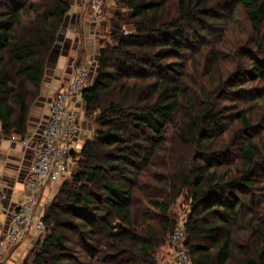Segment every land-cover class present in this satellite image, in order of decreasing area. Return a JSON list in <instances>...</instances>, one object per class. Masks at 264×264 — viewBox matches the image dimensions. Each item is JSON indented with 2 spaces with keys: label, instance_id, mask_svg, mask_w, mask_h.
<instances>
[{
  "label": "trees",
  "instance_id": "1",
  "mask_svg": "<svg viewBox=\"0 0 264 264\" xmlns=\"http://www.w3.org/2000/svg\"><path fill=\"white\" fill-rule=\"evenodd\" d=\"M110 1L129 12L126 20L119 14L112 19L130 30L99 50L97 77L82 105L84 117L96 115L93 134L72 153L74 171L42 210L46 236L37 241L30 264H157L156 248L163 242L141 218L150 214L134 211L132 193L143 166L169 157L168 134L187 154L175 160L172 183L165 162L156 164L161 174H148L156 188L176 189L175 196L163 197L160 188L163 200L146 202L158 212L161 229L170 238L177 219L166 215L184 191L190 264H264V200L246 196L255 189V168L264 164L253 140L263 129L264 113L250 114L253 101L221 104L232 94L238 100L264 97V55H259L264 0ZM235 5L243 9L251 34L235 51L240 62L234 70L198 36L217 33L218 25L223 32ZM68 11L62 0H0L1 135L26 138L46 61ZM219 77L222 84L211 88ZM247 83L260 86L246 90ZM109 94L116 100H108ZM232 142L241 164L234 168ZM74 227L81 240L74 244L87 254L85 262L63 249L70 241L65 230Z\"/></svg>",
  "mask_w": 264,
  "mask_h": 264
},
{
  "label": "rangeland",
  "instance_id": "2",
  "mask_svg": "<svg viewBox=\"0 0 264 264\" xmlns=\"http://www.w3.org/2000/svg\"><path fill=\"white\" fill-rule=\"evenodd\" d=\"M121 10H124L125 12L123 13V20L128 19L129 15L127 13V10L122 9L120 7H117L116 5H114L112 3V1L110 0H106L103 9H102V13H101V21L95 25V32L92 33V35L94 36V38L92 40L96 41V46H99L98 49L97 48H93L91 50H93L92 52H89V58L84 59L81 61L80 64H76L75 62V58L80 59V57L83 56V53H81L83 50L82 48H80V53L77 54V57H75L74 59H72L71 53L74 49H76V47L72 44L71 42L65 37H62V41L63 42H59V47L58 49H55V54H53V57H49V60L47 59L46 61V67H48V69L45 71L46 72V76H52L53 74H50V69L51 67H53L56 63L59 62V60L61 59V56H63L64 54L69 55L70 54V58H68V64H66V68H64L59 74V81L64 83V85L70 80L71 75L73 74L72 72L75 69L78 68H83V67H88L90 69V79H89V85H92L95 78L97 77V72H98V65L100 63V58H99V50L101 48V46L104 44H114V42L118 41V38H122V36L128 32L130 30L129 27H126L125 25H123L122 23H115L114 24H110L109 19L112 18V13L113 14H117V13H121ZM230 15V20L231 21H226V26L224 31L222 32L221 29V25L219 27V29H217V33H206V34H199V41H203L205 40L207 42L206 49L207 51H209L210 47H214L216 48L215 51H218V57H220V60L222 59L223 63L225 64V67L227 69H234L236 68V64L237 61L240 62V58L236 55L235 56V51L242 47V41L245 40V38H247L251 32L250 29L248 28V25L246 23V19H245V13L243 11L242 8L238 7L237 5H235L233 7V9L231 10V12L229 13ZM71 19H75L74 14L71 16ZM78 22V15H76V22H74V26L76 25V23ZM69 24L68 22L65 23V28L68 27ZM91 26V25H90ZM70 27V26H69ZM93 27V26H92ZM221 27V28H220ZM63 28H64V23H63ZM104 30V31H103ZM103 31V32H102ZM260 37L262 40L261 43V50L259 51V55L263 56L264 55V24L262 25L261 31H260ZM231 43H233L234 46H230ZM204 44V43H202ZM78 46H80V44H78ZM234 50V51H233ZM233 51V53H232ZM74 56V55H72ZM229 59H231V61H229ZM226 60V61H225ZM76 65V66H75ZM223 66V65H222ZM220 68V67H219ZM223 68H220V74L225 75V73L223 72ZM56 74V73H54ZM57 77V76H56ZM223 77H219L216 78V81H213V83H215L214 85H212L211 88H215L216 85H218L219 83L222 84V82H220L221 80H224ZM223 78V79H222ZM244 79V78H243ZM212 83V81L210 82ZM205 85L206 88H208V84L203 83ZM260 86V83L258 84H248L246 85V90L247 87H250V90L253 88H256ZM110 97H108V100H116L113 98V96L111 97V94H109ZM250 98H252V96L248 95L245 97V99H241L238 100L236 99V97H234V95H230V97L225 96L224 99H222L221 104L225 107V108H229L232 106H243L246 105V101H253L251 104V106H247L249 107V109L252 111L250 112L253 113L255 116H259L261 117L262 114L264 113V97L262 99H253L250 100ZM37 101V100H36ZM36 103V102H35ZM34 103V104H35ZM33 104V106H34ZM126 106V105H125ZM83 113V112H82ZM38 114V111L35 110L34 108L31 111L30 114V118L29 121L34 118L36 115ZM33 115V116H32ZM87 115V114H86ZM95 113H90L87 116L84 117L85 121L87 123H89L90 125H93V118H95ZM261 121V125H262V130H260L259 132L256 133V137L254 142L258 147L259 153L261 155L262 158H264V121ZM40 122V121H39ZM39 122L37 124V126L39 125ZM256 120H253L251 122V125L255 126ZM223 124V123H221ZM239 127V125H238ZM93 128V127H92ZM92 133H91V137L93 134V129ZM86 130H84V135H86ZM168 136L170 137L169 139L171 140L170 145L166 146V149L168 151L169 157L164 158V160H158L156 158L152 159V164L148 165V166H143L139 171V179H138V185L137 187L134 188L133 193H132V197L135 200L133 207H134V211L136 210H140L142 213L144 212H148L147 214H150V216L148 217H141L144 218L147 221V226L149 227V229H151V232H154L156 236V238L160 239L163 244L160 245L159 247L156 248V253H155V257L157 260V264H170L171 261L173 260V253L171 250L170 246V242H169V237H168V231H164L161 229V219L157 216V211L155 209H153V207L148 206L146 204L147 201L152 200L153 202H159L162 201L163 199H159L161 197V193H160V188L162 189L163 192V197L168 195V197L170 196H175L176 194V189H171L168 188L167 186L165 187H160V185H158L159 187L156 188L155 185H157L156 183L152 182L150 178H148V174L150 172H152V174L158 173L161 174L163 171L161 169H157L156 168V164H163L164 162L167 163V170L164 173L165 176L167 177V181L168 184L172 183L171 180V172L172 170H174L173 168L176 166L175 164V160H177L178 158H180L181 156H183L184 154H187V150L186 149H182V147L175 142V139L173 140L170 134H168ZM6 136L1 135L0 139H5ZM7 139L9 137H6ZM223 140L228 144L231 141V137L228 134H225L223 137ZM232 155L231 158L232 160L235 162L234 165H232V168H234L235 166H241L240 164V160L238 159V146L232 142ZM8 146H11V144L8 143ZM174 147L178 150L177 152H173L172 150L174 149ZM79 152V150H78ZM77 152V153H78ZM187 157V156H185ZM155 161V162H154ZM187 162V161H186ZM74 164L71 166L70 168V173L72 171H74ZM155 166V167H152ZM256 171H258L256 173V175L254 176V181H255V189H253L250 192H247L246 196L248 198V200H253L256 202H262L264 200V164H262L261 167L258 166V168H255ZM71 175V174H70ZM70 175H68L65 179H61L59 180L57 183L51 185L48 187V191H47V197L45 198V201L41 202L44 206L43 208H45L47 205L51 204L53 202L54 196L58 193L57 191L59 190V188L61 187L62 183L64 181H67L70 178ZM152 177L155 178V175H153ZM149 179V180H148ZM146 184V185H144ZM155 184V185H154ZM140 186L142 188L143 191H140ZM186 195L184 193V191H182V193H180L174 200V202L171 201V206H170V210L169 213H167L166 216H169L170 218L174 215L175 218L177 219V223H176V227L179 226L180 224L184 223L185 218L187 217L186 215L189 212V207L187 204V199H186ZM38 202V207H41L42 204ZM264 206V205H263ZM42 208V210H43ZM169 214V215H168ZM32 221H33V217L31 216ZM43 229L41 231L40 228L35 229L33 227L30 228L29 232L21 239L20 242L17 243H12L9 242L7 243V246L5 248L4 254H3V258L8 260L9 262H11V264H23V262H27L26 264H30L33 261V258L35 256V253L38 252L39 250V245H37V241H41L43 240V238H45V230H44V225L41 222ZM9 229V228H8ZM8 229H6V231L8 232ZM79 230H76V227L73 228H67L65 230V237L70 240L67 243H65V247L63 249H65V254L67 255H73L74 258L79 259L81 262H85L84 258L86 257V253L83 252V250L79 247L76 246V244H74L76 242H81L80 237H79ZM12 244V245H11ZM54 250V249H52ZM27 259V261H26ZM121 259V258H120ZM119 259V261H120ZM122 259H125V256L122 257ZM78 260V261H79Z\"/></svg>",
  "mask_w": 264,
  "mask_h": 264
},
{
  "label": "built area",
  "instance_id": "3",
  "mask_svg": "<svg viewBox=\"0 0 264 264\" xmlns=\"http://www.w3.org/2000/svg\"><path fill=\"white\" fill-rule=\"evenodd\" d=\"M105 2L106 0H82V6L88 11L95 25L101 21ZM89 79L90 69L88 67L75 70L66 89L56 92L49 103L48 119L39 123L37 132L33 136L35 137L34 157L31 170L25 177V193L22 203L13 208L4 206L6 196L0 186V264H11L3 258L7 243L20 242L31 227L40 228L42 231L40 218L43 207L38 212V195L48 184H55L70 174V168L74 164L71 145L78 131L83 94L89 85ZM10 139L26 146V141H18V138L14 136ZM184 236L182 223L175 227L169 238L173 253V260L170 264H190L184 247Z\"/></svg>",
  "mask_w": 264,
  "mask_h": 264
},
{
  "label": "crops",
  "instance_id": "4",
  "mask_svg": "<svg viewBox=\"0 0 264 264\" xmlns=\"http://www.w3.org/2000/svg\"><path fill=\"white\" fill-rule=\"evenodd\" d=\"M62 1H64L67 5H69V11L65 16L64 28L63 26L61 27L49 57L54 56L53 54H55V49L56 48L58 49L59 47V42H63L62 37H65L66 40L68 39L71 42V45L73 44L76 47V49L72 51L71 56L70 54L69 55L64 54L63 56H61L59 62L56 63L53 67H51L50 74H53L52 76L49 77L46 76V72H45L41 82L39 97L36 103L34 104V106L32 107V109L34 108L35 110L38 111V114L30 121L28 119L27 135L26 138L23 140L27 142L26 146L11 141L10 137L8 139L5 137L4 140L0 139V186H2L6 196L4 200V206H8L10 208L18 206L23 201V195L25 193V184H24L25 177L29 174L31 170L32 160L34 157L33 149L35 147V142H34L35 137L33 136L34 133L37 132V127H38L37 124L39 121L44 122L48 119L49 116L48 106L49 103L52 101L54 94L61 90H65L68 85L69 81L65 85L64 83L59 81L58 74L64 68H66L67 66L66 64H68L67 62L68 58L72 57V59H74L75 57H77V54L80 53L79 51L80 48H82L83 50L81 52L83 53V56L80 57V59L75 58L76 64H80L82 60L89 58L88 57L90 54L89 52L93 51L91 49L93 48L98 49L99 47L96 46L95 43L96 41L92 40L94 38L92 33H94L96 30L95 24L93 23L92 18L90 17L88 11L84 9V7L82 6L83 5L82 0H62ZM124 12H125L124 10H121V13H119L122 19L124 18L123 17ZM73 14L75 16V19L72 20L71 16ZM76 15H78V22L74 26V22H76ZM67 22L70 27L68 26L65 28V23ZM108 22L114 25L116 23L112 18H110ZM78 44H80V46H78ZM47 69L48 67L45 68V71ZM91 128L92 125H90L85 121L84 116L81 113L78 122V131L77 134L75 135V141L73 137V142L71 145L72 153H77L81 145L84 143V141L91 138V133H92ZM84 130H86L87 132L86 135H84ZM14 137L18 138L17 136ZM18 141H22V140L18 138ZM8 143L11 144V146H8ZM51 185L53 184H48L46 188H44L39 193L38 195L39 202L45 201V198L47 197L48 187ZM43 206L44 205L42 204L41 207H38V212L41 211V208ZM5 225H7L6 222Z\"/></svg>",
  "mask_w": 264,
  "mask_h": 264
}]
</instances>
